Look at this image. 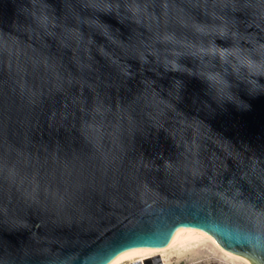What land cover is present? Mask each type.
I'll return each instance as SVG.
<instances>
[{"label":"water","instance_id":"1","mask_svg":"<svg viewBox=\"0 0 264 264\" xmlns=\"http://www.w3.org/2000/svg\"><path fill=\"white\" fill-rule=\"evenodd\" d=\"M189 227L264 264V0H0V264Z\"/></svg>","mask_w":264,"mask_h":264},{"label":"bare ground","instance_id":"2","mask_svg":"<svg viewBox=\"0 0 264 264\" xmlns=\"http://www.w3.org/2000/svg\"><path fill=\"white\" fill-rule=\"evenodd\" d=\"M204 242L211 243L215 248L221 251L222 254L234 262H238L239 264H253V262L246 256L223 246V244L211 231L199 227H189L185 229L174 245L156 246L147 248L141 252L125 253L111 264H133L138 261L144 262L146 259L157 256L159 253L163 254L164 257L165 254L173 250H184Z\"/></svg>","mask_w":264,"mask_h":264},{"label":"rangeland","instance_id":"3","mask_svg":"<svg viewBox=\"0 0 264 264\" xmlns=\"http://www.w3.org/2000/svg\"><path fill=\"white\" fill-rule=\"evenodd\" d=\"M148 260V261H147ZM134 264V263H133ZM143 264H239L227 258L211 243L204 242L184 250H173L163 257L158 254Z\"/></svg>","mask_w":264,"mask_h":264}]
</instances>
